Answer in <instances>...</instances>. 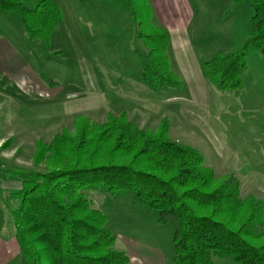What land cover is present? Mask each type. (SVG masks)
Instances as JSON below:
<instances>
[{
	"label": "rangeland",
	"instance_id": "1",
	"mask_svg": "<svg viewBox=\"0 0 264 264\" xmlns=\"http://www.w3.org/2000/svg\"><path fill=\"white\" fill-rule=\"evenodd\" d=\"M40 1L22 0L30 8ZM55 1L63 17L50 47L30 40L18 15L0 10V44L20 45L27 63L20 75L35 82L28 81L32 88L20 92L0 73V226L7 234L14 233L11 211L21 202L16 195L23 183L20 174L49 171L51 147L65 132L76 136L79 116L104 124L110 114L125 113L137 128L150 131L168 119L171 141L199 152L219 181L235 177L241 197L264 200V57L259 50L245 58L241 89L212 85V92L196 98L188 81L180 88L152 90L141 78L148 49L120 0ZM189 3L196 17L187 36L197 58L207 62L220 52L242 50L251 33L250 5L236 0ZM173 70L180 76L177 67ZM156 102L162 116L146 107ZM171 109L178 113L170 114ZM40 149L46 159L38 161ZM85 193L108 216L117 251L134 254L137 264H174L172 225L158 223L157 214L136 205L129 191ZM19 253L26 261L20 248ZM214 263L235 264L219 257Z\"/></svg>",
	"mask_w": 264,
	"mask_h": 264
},
{
	"label": "trees",
	"instance_id": "2",
	"mask_svg": "<svg viewBox=\"0 0 264 264\" xmlns=\"http://www.w3.org/2000/svg\"><path fill=\"white\" fill-rule=\"evenodd\" d=\"M120 1L148 49L144 83L152 90L180 88L183 81L170 58L171 35L158 23L151 0ZM236 2L252 8L250 38L242 50L220 52L201 64L205 79L223 91L242 88L250 51L257 49L264 57V0ZM0 10L18 15L29 39L46 47L63 17L55 0H42L35 8L22 0H0ZM126 118L125 113L110 114L98 124L77 117L75 137L58 136L50 158L39 150L38 161H49L50 170L20 174L23 183L16 195L21 202L11 212L27 263L130 264V257L115 249L108 216L85 193L129 191L136 205L157 214L158 223L173 226L174 264H215L217 257L264 264V200L241 197L235 177L219 181L199 152L171 141L168 119L150 131Z\"/></svg>",
	"mask_w": 264,
	"mask_h": 264
},
{
	"label": "crops",
	"instance_id": "3",
	"mask_svg": "<svg viewBox=\"0 0 264 264\" xmlns=\"http://www.w3.org/2000/svg\"><path fill=\"white\" fill-rule=\"evenodd\" d=\"M151 3L156 11L158 23L166 28L171 35L170 58L173 67L178 68L180 77L185 85L188 81L194 84L192 94L196 98H204L206 94L213 91L211 88L212 84L203 76L201 71V62L203 61L197 58L194 48L187 36V33L193 26L196 12L191 7L189 0H151ZM192 51L194 55L191 54ZM22 66L26 68L27 63L20 45L18 47L17 44H11L10 42L7 44H0V73L3 75L2 79L14 85L15 88L20 89V92L25 93L24 89L29 87L28 81L33 85L35 82L20 75ZM36 82L37 85L43 88L38 79ZM170 99L172 98L168 100ZM171 104L172 103H169V105ZM157 105H159L157 102L156 104L147 103L146 107L147 109L159 111V114L162 116L160 109L157 110L155 107ZM157 107L160 108V106ZM172 110L173 109L168 112L172 115L178 113H174ZM176 110L180 112L181 107L179 106ZM136 113L140 112L135 110V114ZM0 264H27L20 256L15 232L7 234L5 226L2 224L0 226ZM130 264H137L134 254L130 257Z\"/></svg>",
	"mask_w": 264,
	"mask_h": 264
}]
</instances>
